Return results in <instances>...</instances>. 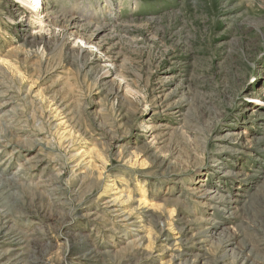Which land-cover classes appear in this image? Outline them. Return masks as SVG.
Instances as JSON below:
<instances>
[{
	"label": "rangeland",
	"instance_id": "374dc122",
	"mask_svg": "<svg viewBox=\"0 0 264 264\" xmlns=\"http://www.w3.org/2000/svg\"><path fill=\"white\" fill-rule=\"evenodd\" d=\"M13 1L0 0V250L5 229L22 244L9 264H264V0L45 1L54 18L108 15L85 34L96 47L76 39L87 22L41 30ZM208 188L229 200L203 206Z\"/></svg>",
	"mask_w": 264,
	"mask_h": 264
},
{
	"label": "bare ground",
	"instance_id": "6f19581e",
	"mask_svg": "<svg viewBox=\"0 0 264 264\" xmlns=\"http://www.w3.org/2000/svg\"><path fill=\"white\" fill-rule=\"evenodd\" d=\"M16 2V6L17 9L20 7V9H23L24 13H26V11L29 12L30 17H33L35 21H37L41 27V30H43L47 23L48 24H52V25H56L58 26L59 22H60V18L63 19L64 24L66 23L67 26H79V28L81 27V24L84 22H87L88 24V29L84 32V33H80V37H76L77 41L80 40L81 42L84 43V45L86 46H90V47H96L94 46V43H92V37H88L86 39L85 34L90 32L91 29H95L94 30V36L96 35V33H100L101 30H99V23L100 22H107L106 19L108 18V15L106 14H97L98 12H95V14H91L89 13V11H82L79 9L78 4H76L73 8H69V10H65V12H67L68 14L65 13V15H61L60 14V18H54L53 17V9L55 8H50L48 3H46V0H14ZM13 1V2H14ZM109 3L110 0H105V3ZM111 3V2H110ZM27 12V13H28ZM114 16V14H112V17ZM24 15L22 16V21H24ZM49 21V22H48ZM62 21V22H63ZM67 33L63 34L62 36L64 37V40L67 39ZM56 37V35H55ZM25 39V38H24ZM98 50V48H97ZM101 51V50H98ZM80 53L82 55V53H84V50L82 48H80ZM106 58H108L107 56H105ZM109 72H106V74H108ZM122 79V78H121ZM144 127V126H143ZM146 130L149 129V125L146 124V126L144 127ZM234 135L232 133H229L226 135V141L227 140H232L231 137H233ZM229 138V139H228ZM228 142V141H227ZM231 144L228 143L227 146ZM229 147L224 146V150H229ZM234 149V148H233ZM228 174V172H226ZM1 174L3 175L4 173L1 172ZM0 174V175H1ZM16 176V175H15ZM0 179H2V176H0ZM4 179V178H3ZM10 179V178H9ZM12 179V177H11ZM5 180H8L7 178H5ZM16 179L13 178L12 181H15ZM220 191V192H219ZM221 190H213V188H208V189H203L201 192V195L199 196L201 199L200 203L203 204V206H207L209 208H219L221 205L223 206L224 202L229 200V199H225L224 196L221 195ZM236 202L234 200H231L230 202ZM213 205H215V207H213ZM207 231L208 234L213 235L215 234V227L213 225H210L209 227H207ZM14 232L12 229H8V230H4L1 234V237L3 238V242L2 244H13L12 247L9 248H4L2 250H0V253L2 252V254H0V264H9L11 261L16 260L18 261L20 259L19 257V253L18 250L22 244L20 242H17L19 240H17V238H15V236H13ZM15 235V234H14ZM15 244V245H14ZM3 248L0 247V249ZM20 250V249H19ZM16 251V252H15ZM182 255L180 256H176V260H180ZM186 256V255H184ZM22 258V257H21ZM86 255H81L78 257V259L82 260L85 259ZM40 261H37V263H39Z\"/></svg>",
	"mask_w": 264,
	"mask_h": 264
}]
</instances>
